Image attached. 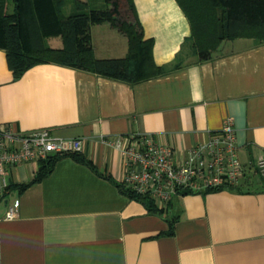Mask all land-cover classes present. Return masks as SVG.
Wrapping results in <instances>:
<instances>
[{
    "label": "crops",
    "instance_id": "obj_1",
    "mask_svg": "<svg viewBox=\"0 0 264 264\" xmlns=\"http://www.w3.org/2000/svg\"><path fill=\"white\" fill-rule=\"evenodd\" d=\"M134 1L156 64L177 60L179 68L128 83L42 63L15 79L0 49V125L82 138L80 153L94 166L63 156L47 177L6 195L0 264H264V177L251 168L264 152V41L225 40L197 61L177 0ZM92 40L97 58L127 54V37L109 22L92 25ZM228 117L247 168L235 186L181 193L166 215L120 189L124 155L111 139L147 133L187 153ZM37 169L9 168L10 184L30 181ZM16 198L18 215L7 218Z\"/></svg>",
    "mask_w": 264,
    "mask_h": 264
},
{
    "label": "trees",
    "instance_id": "obj_2",
    "mask_svg": "<svg viewBox=\"0 0 264 264\" xmlns=\"http://www.w3.org/2000/svg\"><path fill=\"white\" fill-rule=\"evenodd\" d=\"M123 0H103L104 8L89 9V0H73L74 10L66 14L65 7L72 0H0V49L6 51L7 62L14 78L18 79L35 65L54 63L87 70L116 80L136 83L179 68L177 60L169 65L156 64L154 41L146 38L134 0H124L129 13L120 16ZM191 25V46L197 61L209 60L225 40L251 38L264 41V0H177ZM109 22L128 39L124 57L97 58L94 54L92 25ZM60 36L61 47L46 43L48 37ZM70 155L93 166L81 153L51 154L38 161L34 177L24 183L10 184L12 190L23 192L30 185L47 177L56 162ZM120 189L131 198L144 202L150 213L165 214L167 206L160 207L146 194L128 188ZM214 191V190H213ZM237 191L244 192L242 187ZM183 194L190 193L188 191ZM168 233H174V219Z\"/></svg>",
    "mask_w": 264,
    "mask_h": 264
},
{
    "label": "built area",
    "instance_id": "obj_3",
    "mask_svg": "<svg viewBox=\"0 0 264 264\" xmlns=\"http://www.w3.org/2000/svg\"><path fill=\"white\" fill-rule=\"evenodd\" d=\"M111 140L124 155V184L137 193L149 195L160 207L184 191L208 192L235 186L247 170L239 157L231 117L221 129L211 132L208 139L187 153H178L171 145L147 133ZM82 150V138L58 137L48 127L24 131L11 124L0 125V204L10 185L9 168L20 163H38L51 154ZM251 168L264 177V152ZM19 209L20 200L16 198L8 203L6 217H16Z\"/></svg>",
    "mask_w": 264,
    "mask_h": 264
},
{
    "label": "rangeland",
    "instance_id": "obj_4",
    "mask_svg": "<svg viewBox=\"0 0 264 264\" xmlns=\"http://www.w3.org/2000/svg\"><path fill=\"white\" fill-rule=\"evenodd\" d=\"M103 0H89V9L92 8H104L103 5ZM74 10V2L72 0V2H69L66 7H65V13L69 14ZM129 13L128 7H127V3L123 0L121 3V7H120V16L122 18H126L127 15ZM46 43L50 46H61L62 44V40L60 36H54V37H48L46 39ZM3 205V204H2Z\"/></svg>",
    "mask_w": 264,
    "mask_h": 264
}]
</instances>
